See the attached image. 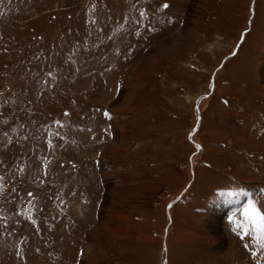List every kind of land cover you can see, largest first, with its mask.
Returning a JSON list of instances; mask_svg holds the SVG:
<instances>
[{"label":"rangeland","instance_id":"rangeland-1","mask_svg":"<svg viewBox=\"0 0 264 264\" xmlns=\"http://www.w3.org/2000/svg\"><path fill=\"white\" fill-rule=\"evenodd\" d=\"M251 1L0 0V264H162L169 213L166 264H264L230 220L264 212Z\"/></svg>","mask_w":264,"mask_h":264},{"label":"snow or ice","instance_id":"snow-or-ice-1","mask_svg":"<svg viewBox=\"0 0 264 264\" xmlns=\"http://www.w3.org/2000/svg\"><path fill=\"white\" fill-rule=\"evenodd\" d=\"M164 7H168V5H164ZM144 13H141V16H143ZM51 76V73L48 74ZM65 115H70L69 113H65ZM105 116L108 115V113H104ZM58 126L63 127V125L60 124L59 121L55 122ZM50 143V142H49ZM47 165H45L46 167ZM20 172H23L24 168H18L17 169ZM6 181L5 177H0V194H2L4 189V182ZM43 183V181H40ZM14 191V189H13ZM242 193L235 192V191H227V192H221L219 195L222 197H226L228 199H231L233 197H238ZM28 197L34 198V194L32 192L27 193ZM29 203H32L30 200ZM4 217L0 216V220H3ZM31 219V218H29ZM230 220L233 221L234 227L233 231L237 233V235L240 237L241 240L245 238V236H251L254 241L258 243V246L261 249H264V212H261L259 208L256 205V202L249 199L242 208L241 212L239 213V216L232 217ZM31 222L35 224V220L32 219ZM5 228L7 225L4 226ZM0 235H3V233H0ZM247 248L248 245H245ZM19 255V252H17ZM253 255H256L255 252L252 253Z\"/></svg>","mask_w":264,"mask_h":264},{"label":"water","instance_id":"water-1","mask_svg":"<svg viewBox=\"0 0 264 264\" xmlns=\"http://www.w3.org/2000/svg\"><path fill=\"white\" fill-rule=\"evenodd\" d=\"M254 6H255V0H252L251 1V4H250V18L248 20V26L251 24V21H252V18L254 16ZM246 32V29L243 30L242 32V38L244 36ZM210 88H208L207 90V93H205L203 95V98H207L209 97V95L211 94L212 90H213V87H214V84H213V80L211 81L210 85H209ZM198 102H200V100H198ZM200 121H201V117H200V107H199V103L196 104V107H195V119H194V125L192 127V130H191V135L197 131L198 129V126L200 124ZM193 145L196 147V150L192 153V155L189 157V173H190V177H189V181L188 183H186V185L182 188V190L172 199H170L168 201V208L171 209V207L173 206V204L181 197L183 196V194L185 193V191L190 187V185L192 184V182L194 181V159L195 157L201 152V145L197 142H193ZM169 213V212H168ZM168 217H169V223H168V226L166 228V231L164 232V240H163V243H162V246H161V249H160V263L162 264H166L167 263V259H166V232H167V229L168 227H170L171 225V214L169 213L168 214Z\"/></svg>","mask_w":264,"mask_h":264},{"label":"bare ground","instance_id":"bare-ground-1","mask_svg":"<svg viewBox=\"0 0 264 264\" xmlns=\"http://www.w3.org/2000/svg\"><path fill=\"white\" fill-rule=\"evenodd\" d=\"M263 71H264V69H263ZM186 191H188V190H186ZM186 191H185V192H186ZM237 200H238V199H237ZM239 201L242 202V199L239 200ZM235 202H237V201H236V200L232 201L231 205L234 204ZM240 204H241V203H240ZM233 207H234V206H233ZM215 225H216V224H215ZM220 225H221V224H220ZM216 226H217V225H216Z\"/></svg>","mask_w":264,"mask_h":264},{"label":"trees","instance_id":"trees-1","mask_svg":"<svg viewBox=\"0 0 264 264\" xmlns=\"http://www.w3.org/2000/svg\"><path fill=\"white\" fill-rule=\"evenodd\" d=\"M241 30H242V28H241Z\"/></svg>","mask_w":264,"mask_h":264}]
</instances>
